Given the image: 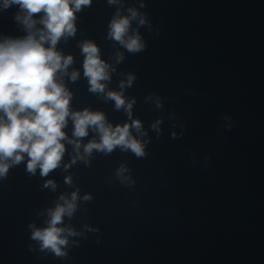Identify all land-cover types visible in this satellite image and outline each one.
<instances>
[{
    "label": "clouds",
    "instance_id": "9594fccd",
    "mask_svg": "<svg viewBox=\"0 0 264 264\" xmlns=\"http://www.w3.org/2000/svg\"><path fill=\"white\" fill-rule=\"evenodd\" d=\"M108 2L115 4L118 0ZM91 3L92 0H2L0 7L4 10L18 6L14 19L25 27L27 35L22 39L0 42V176L5 175L10 166L6 161L19 163L24 154L29 157L27 170L30 173L34 174L39 168L41 176H47L59 167L65 153L63 141L68 139L63 129L67 127L69 118L74 124L73 136L77 139H69L68 143L74 144L78 154L76 158H84L79 155V138L86 137L89 129L98 133L100 139L84 146L86 155H91L93 150L111 153L120 147L137 157L144 156L143 143L131 132L132 128L140 132L142 125L139 120L113 127L102 112L70 110L72 94L64 86L60 74L67 72L73 57L64 56L56 46L62 38L75 35V13ZM128 11L130 16H121L117 11L110 22L108 37L129 52H139L144 48L139 34H129L131 20L138 13L135 9ZM41 13L40 19H36V14ZM140 23L143 24L144 20L141 19ZM37 24L42 27L37 28ZM81 50L89 90L104 93L106 84L102 81L110 80V65L100 58L99 48L93 42H83ZM78 77V71L71 73L72 81ZM133 79L128 77V86ZM124 86L121 82V88ZM107 97L115 102L116 109L124 108L131 116L134 101L126 104L122 93L114 91L107 92ZM76 158H73V163ZM124 170L120 169L121 172ZM66 182L71 183V178H66ZM44 187L55 188V184L49 180ZM77 198L76 192L70 199L61 195L62 203L47 210L46 226H31L32 238L40 242L42 249H49L58 256L65 254L63 247L68 243L67 236L76 233L61 225L65 216L70 218L76 211ZM84 199L90 197L85 196Z\"/></svg>",
    "mask_w": 264,
    "mask_h": 264
}]
</instances>
